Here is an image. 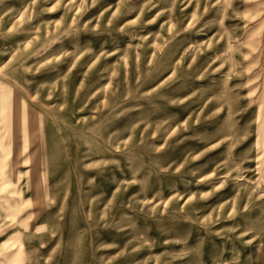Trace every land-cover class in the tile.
Masks as SVG:
<instances>
[{
    "label": "rangeland",
    "instance_id": "rangeland-1",
    "mask_svg": "<svg viewBox=\"0 0 264 264\" xmlns=\"http://www.w3.org/2000/svg\"><path fill=\"white\" fill-rule=\"evenodd\" d=\"M0 264H264V0H0Z\"/></svg>",
    "mask_w": 264,
    "mask_h": 264
}]
</instances>
